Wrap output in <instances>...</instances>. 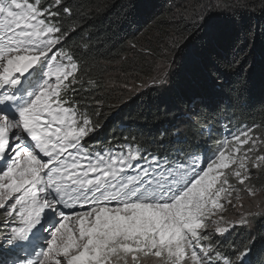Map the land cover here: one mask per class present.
Masks as SVG:
<instances>
[{"label": "snow or ice", "instance_id": "1", "mask_svg": "<svg viewBox=\"0 0 264 264\" xmlns=\"http://www.w3.org/2000/svg\"><path fill=\"white\" fill-rule=\"evenodd\" d=\"M197 4L163 45L154 88L172 83L189 41L213 45L212 14L232 7L230 0ZM78 27L68 0H0V264H264V251L253 261L251 244L227 239L250 223L246 216L231 227L223 216L243 207L241 193L258 194L264 132L245 126L221 139L209 125L202 132L216 145L202 150L91 148L105 101L95 95L97 81L85 89L67 46ZM193 101L225 110L215 90Z\"/></svg>", "mask_w": 264, "mask_h": 264}, {"label": "trees", "instance_id": "2", "mask_svg": "<svg viewBox=\"0 0 264 264\" xmlns=\"http://www.w3.org/2000/svg\"><path fill=\"white\" fill-rule=\"evenodd\" d=\"M68 2L79 27L67 46L78 60L85 89L88 80L97 81L95 95L105 101L104 127L89 141L91 148L128 144L164 153L180 148L202 150L216 145L214 138L202 132L209 125L213 137L221 139L229 130L245 126L264 132L258 127L264 125V0H230L228 13H213L218 31L213 45L208 47L201 37L189 41L165 89L152 85L164 62L163 45L187 25L193 6H199L197 0ZM232 17L237 24L231 23ZM217 83L224 87L215 88ZM133 85L138 90H131ZM234 89L240 90L238 102ZM213 90L223 95L225 110L220 113L193 101ZM262 185L264 177L254 179V186ZM227 239L251 244L254 261L264 251V212L255 216L253 229L237 227Z\"/></svg>", "mask_w": 264, "mask_h": 264}, {"label": "rangeland", "instance_id": "3", "mask_svg": "<svg viewBox=\"0 0 264 264\" xmlns=\"http://www.w3.org/2000/svg\"><path fill=\"white\" fill-rule=\"evenodd\" d=\"M131 90H134V88L132 87ZM258 178H260V176L254 174L253 180L254 179L257 180ZM256 188H257V193H258L256 197H249L241 193L243 197V201H242L243 207L242 208H233L232 206H229L227 211L223 213L224 219L226 221L231 222L227 226L231 227V224H235L236 221L240 218V214L242 212L246 216V218L250 221L247 227L248 228L251 227L253 229L255 216L264 212V186L262 185ZM221 226L223 227L226 225L221 224ZM237 227H241V226L237 225L236 227L231 229V232L235 230V228ZM227 235L228 234H226V236ZM3 252H4V249L0 248V253H3Z\"/></svg>", "mask_w": 264, "mask_h": 264}]
</instances>
